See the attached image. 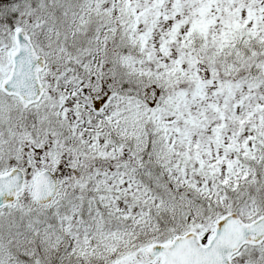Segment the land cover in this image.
<instances>
[{
  "label": "snow or ice",
  "instance_id": "obj_1",
  "mask_svg": "<svg viewBox=\"0 0 264 264\" xmlns=\"http://www.w3.org/2000/svg\"><path fill=\"white\" fill-rule=\"evenodd\" d=\"M0 264H264V0H0Z\"/></svg>",
  "mask_w": 264,
  "mask_h": 264
}]
</instances>
